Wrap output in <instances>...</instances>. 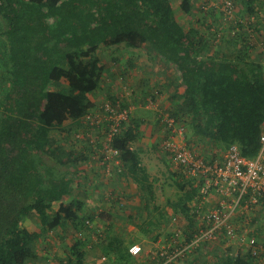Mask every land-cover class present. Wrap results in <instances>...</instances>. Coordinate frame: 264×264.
I'll return each mask as SVG.
<instances>
[{
    "label": "trees",
    "instance_id": "obj_1",
    "mask_svg": "<svg viewBox=\"0 0 264 264\" xmlns=\"http://www.w3.org/2000/svg\"><path fill=\"white\" fill-rule=\"evenodd\" d=\"M225 1L200 0L195 8L194 1L181 0L177 9L173 0H0V264L33 261L39 240L62 226L79 234L89 229L95 214L82 213L84 202L76 192H86L83 172L106 163L110 148L118 151L113 164L120 159L148 206L153 202L144 226L150 239L157 240L161 227L179 222L182 214L187 223L166 235V243L181 248L193 240L199 190L164 149L178 168L170 174L182 193L176 202L167 199L172 214L156 204L154 183L134 148L142 126L135 105L169 93L167 114L183 126L187 147L207 156L209 147L223 151L237 144L245 157L257 156L264 62L263 54L251 52L244 25L257 9L256 0H232L238 9L231 18L222 9ZM113 46L146 47L162 69L156 79L160 88L143 80L137 100L116 91L104 54ZM107 105L128 111L127 122L111 138L107 122L102 132L87 119L106 115ZM162 116L158 127L167 139L176 133ZM27 221L35 228L25 226ZM86 243L79 238L68 246L65 263L87 264ZM129 248L119 241L111 259L91 264H137ZM161 252L152 253L149 264H177L188 254L168 262L174 249ZM203 253L184 264H256L259 259L217 244H206Z\"/></svg>",
    "mask_w": 264,
    "mask_h": 264
},
{
    "label": "built area",
    "instance_id": "obj_2",
    "mask_svg": "<svg viewBox=\"0 0 264 264\" xmlns=\"http://www.w3.org/2000/svg\"><path fill=\"white\" fill-rule=\"evenodd\" d=\"M255 6L257 9L244 25L253 43L251 52L263 54L264 62V0H256ZM222 9L231 18L238 8L234 1L226 0ZM148 104L156 106L157 101L150 100ZM106 111V115L98 112L88 115L87 119L92 124L101 125L102 132L107 122L111 138L118 132L120 124L127 122L128 111L124 109L119 113L110 105L106 106ZM165 121L167 128L172 126L176 134L163 138L162 146L170 153L175 165L182 166L185 175L194 180L193 184L199 191L194 200L198 222L193 240L181 248L167 243L161 254L173 248L174 255L169 257L170 262L173 257L204 248L206 244H217L223 249L233 247L237 253H251L255 258H260L264 252V241L259 239L257 233L264 231V227L261 228L263 216L258 217L264 210V120L261 124L260 149L254 158L242 155L237 144H231L223 151L214 149L205 156L195 147H187L183 140V126L177 125L168 114L165 115ZM176 136H181L182 140L178 141ZM110 151L112 155L107 154L104 161L105 164L114 165L118 151L112 148ZM115 166H119L122 171L120 159L115 160ZM129 250L132 255L138 256L143 252V246L135 243Z\"/></svg>",
    "mask_w": 264,
    "mask_h": 264
},
{
    "label": "crops",
    "instance_id": "obj_3",
    "mask_svg": "<svg viewBox=\"0 0 264 264\" xmlns=\"http://www.w3.org/2000/svg\"><path fill=\"white\" fill-rule=\"evenodd\" d=\"M195 4V3H194ZM198 4H195V8H197ZM150 88H154V83L152 81H150V84H148V82H146L145 86H148ZM185 88L182 87L180 89V92H184ZM170 95L169 93L164 95V100H157V107L159 109H165V107H169V105L171 104V101H169ZM135 109H136V115L138 116V120H141L142 122V126L140 127V135L139 138L137 139V141L134 143V148L137 149L139 156L141 158V164L143 167L146 168V172L149 174H151V170H150V159L149 156H157L158 157V147H157V142H159L160 139V134L159 135H155L156 140H154L153 138V132L157 131L159 129V113L158 111H156V107L153 108L148 104H143V102H137V105H135ZM148 126V127H147ZM145 130V132H144ZM150 132L149 137L147 136L146 132ZM150 137H152L150 139ZM179 137L182 140V137L180 136H176ZM156 141V142H155ZM91 165L90 168L86 169V171H84L83 173H85V177L86 179H88V183L86 184V186L84 185V187L86 188V192L84 191L83 193H79L78 190L76 193H78L79 197L82 198L83 202H84V206L82 208V213L83 214H95L94 217V221L90 224L89 229L83 231L82 233H75L73 227H61L56 231H51L49 234L45 235L43 239L39 240L38 245L39 246H44V251L45 253L43 254V259L44 260H49L51 261L52 259H50L51 257L57 258L58 261L56 262H52V264H62L63 262L65 263L67 260V247L71 246L74 242H76L79 238H84L87 243L84 247V249L86 250V253L88 255H90L93 260H91L92 258H90V260L88 261L87 258V262L89 264L94 263V262H103L102 260H100V254L102 255L101 258H105V255H111L113 254L114 251V247L115 245L119 242V241H123L125 244L128 242L127 239L129 238V243L130 246L132 244H140L141 246H143V251L145 252V248L146 252H152V253H156L158 252V250H160V248L163 246L161 244V239H157V240H153L150 239V235L152 234H146V231L144 230V226H145V222L146 219L148 218V212L147 210L145 211L146 213V218H144V220H142V222H140L139 220H141L143 218V211L144 209L147 208L148 204L147 201L144 202L143 199V195L142 193L139 194L138 189V183L136 182V180L134 179L133 175L129 174V173H123V169L122 168V172L119 175V179H118V183L113 180L110 183L106 184L105 180H104V173H103V167L102 163L99 161L97 163H95ZM86 167V166H84ZM151 179H155V178H151ZM152 181V180H151ZM108 190H118L119 191V195L120 196H114V199L116 200H120L121 203L117 204L116 202L114 203H107L106 202V195H107V191ZM130 190V192H129ZM141 191V190H140ZM138 192V193H137ZM75 193V195H76ZM112 192H110L109 194H111ZM146 199V197H145ZM120 204H125L127 206V209L125 211V213L127 214L126 216H128V221L127 222H131L134 225H132L131 230H128L130 228H128V226L131 225L128 224L125 231H129L127 232V236H116V233L120 232V225L116 226L115 221L117 220L118 217H121L120 214V210L119 209H115L114 206H121ZM145 204V207L142 208V205ZM118 206V207H119ZM139 207H141V209H139ZM132 208H134L135 210V215L133 216L131 213ZM137 210V212H136ZM171 211V212H169ZM173 210H169L168 212L170 214H172ZM264 214V212H263ZM182 215V214H180ZM262 215L261 213L258 215V217H262L260 216ZM264 220V218H262ZM104 223H108V225L105 227ZM123 224V223H122ZM102 225V230H99V228L97 226ZM27 226V225H26ZM121 227H123V225H121ZM70 228V229H69ZM125 228V225H124ZM133 230V231H132ZM132 231V233H130ZM142 233H144L142 236ZM166 235H168L170 232L166 231L165 232ZM164 235V234H163ZM162 235H160L161 237ZM261 236L263 237L264 240V231L261 234ZM142 237V238H141ZM57 248H63L62 250V254L61 256H63L62 258L64 259H59L58 258V254H56V249ZM52 251L54 252L53 254ZM142 252V253H144ZM66 257V258H65ZM135 258H138V256H134ZM60 261V263H59ZM256 264H264V252L262 253V256L256 260Z\"/></svg>",
    "mask_w": 264,
    "mask_h": 264
},
{
    "label": "rangeland",
    "instance_id": "obj_4",
    "mask_svg": "<svg viewBox=\"0 0 264 264\" xmlns=\"http://www.w3.org/2000/svg\"><path fill=\"white\" fill-rule=\"evenodd\" d=\"M194 1V3L197 5L198 2H200V0H192ZM181 0H173L174 6L175 8L178 9L179 5H180ZM237 6V5H236ZM191 20V19H190ZM190 20H187L186 24L190 23ZM105 56L107 57V62L109 64H111V72H113L114 77L116 79V81L113 79L112 80V86L115 88L116 91L119 90H123L125 93V96L132 100L134 97H137V93L139 92V96L141 94L142 91V86H143V80H146L148 82V84H150V81H152L154 83V89L157 88L159 89V83H157L156 79L160 78L161 75H163L162 73V69L159 67V64L156 60V58L151 55L148 52V49L146 47H141V48H128V49H124L121 48L120 50H117V48L115 46L110 47V48H106L104 51ZM126 72V76L122 74V72ZM124 77V79H123ZM150 86V85H149ZM164 95L165 94H159L158 97L156 98V101L158 100H164ZM138 98H136L135 100H137ZM170 101V98H168ZM150 105V104H148ZM151 107L155 108L156 107V111H158L159 116L160 114H162L163 116H165L168 111L167 109L170 108L171 104L169 105V107H165V109H159L157 107V105L155 106V104H151ZM162 116V117H163ZM148 127V126H147ZM145 132V130H144ZM147 136L149 137L150 132H146ZM149 133V134H148ZM153 138L154 140H156L155 135H159L160 134V139L159 142H157V147H158V157L157 156H149L150 159V170H151V174L150 177L151 178H155V179H151L152 182L154 183V191H155V196H156V204L159 206H165L166 210H171V206L169 204H167V199L169 198L170 200H172L173 202H176V200L179 198V196L182 193V189L178 186V184L174 183V178L171 177V173H174V170L178 169L175 168V165L170 161V158L168 157L167 154H165V150L162 146H160V143L163 140V133H162V129H158L157 131L153 132ZM152 137H150L151 139ZM177 140L180 141V138L177 137ZM156 142V141H155ZM52 145V144H51ZM215 148L214 147H209L207 150L208 152H212ZM216 150V149H215ZM206 152V151H204ZM50 162H52V160H50ZM102 166L103 167V173H104V180L105 183L108 184L111 181L115 180L118 183V179H119V175L121 174V168L119 166H115L112 164H105L103 162ZM110 192H112L111 194H109ZM130 192V190H129ZM139 194L142 193L144 199L143 201L145 202V195L143 193V191H140V189H138ZM137 192V193H138ZM114 196H120L119 195V191L118 190H108L107 191V195H106V202L107 203H114L116 202V200L114 199ZM117 203V202H116ZM149 206H147L146 209L142 210L141 207H139V209H141L143 211V218L141 220H139L140 222H142V220H144V218H146V210L148 212V216L151 215L153 210V202H149ZM119 204V203H117ZM121 206L117 205L114 206V208L119 209L120 210V216L118 217L117 220L115 221L116 226H119V224L123 225V227H121L120 225V232L116 233L115 235L118 236H127V232L129 231H125L126 227L128 224H130L131 222H127L128 221V216H126L127 214L125 213L127 209V206L125 204H120ZM119 206V207H118ZM58 207V203H56L54 205V208L56 209ZM145 207V204L142 205V208ZM132 210H134V208H132ZM137 212V210H136ZM171 212V211H169ZM173 212V211H172ZM155 213L156 210H155ZM133 216L135 215V210L132 211L131 213ZM178 214V213H177ZM181 218L180 221L178 222L176 219L173 222H169L167 225H163L161 227V230H159L160 235H162L161 237L159 236V238L161 239V244L163 246H166L167 243V238H166V231L168 232H173L175 233L177 230H179V228H183L186 222V219L184 216L178 214ZM177 215V216H178ZM185 222V223H184ZM123 223V224H122ZM29 226L31 227V229H34V225L31 226L30 222L27 221L25 223V226ZM108 225V223H104V226L106 227ZM125 225V228H124ZM132 225H134L133 223H131L130 226H128V230H131ZM102 225L97 226L99 228V230H102ZM156 228V227H155ZM127 230V229H126ZM133 231V230H132ZM132 231L130 233H132ZM144 233H142L143 235ZM164 234V235H163ZM141 235V233H140ZM141 235V236H142ZM142 238V237H141ZM158 238V239H159ZM127 243L126 245H129V238L127 239ZM163 246L160 248V250H162ZM44 246H36V253H37V258H35L33 261H30L28 264H52V262H56L58 261L57 258L51 257L50 259H52L51 261L49 260H44L43 259V254L45 253L44 251ZM145 248V252L141 253L138 255V258H136V262L137 264H149L150 260H151V256H152V252H146ZM62 250L63 248H57L56 249V254H58V258L59 259H63L61 256L62 254ZM159 251V250H158ZM204 248H201V250L199 251H191L188 252V254L185 255V258H183V260H177V264H184V262H186L188 259L190 260H196V257L198 258L199 255H205L203 253ZM115 251H113L114 253ZM202 252V253H201ZM54 252L52 251L51 254H53ZM116 253V252H115ZM68 255V254H67ZM66 255V256H67ZM112 255V254H111ZM111 255H105V258H101V254H100V260H102L103 262L108 261L109 259H111ZM137 257V256H136ZM66 258V257H65ZM88 258V261L90 260V258H92L90 255L86 256V260ZM93 260V258L91 259ZM87 262V261H86ZM60 263V261H59ZM62 264H67V263H62ZM88 264V263H87ZM90 264V262H89Z\"/></svg>",
    "mask_w": 264,
    "mask_h": 264
}]
</instances>
